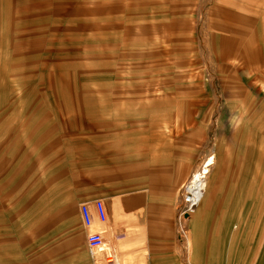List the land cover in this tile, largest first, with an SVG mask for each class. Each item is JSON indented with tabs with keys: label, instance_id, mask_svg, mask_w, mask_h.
Instances as JSON below:
<instances>
[{
	"label": "rangeland",
	"instance_id": "374dc122",
	"mask_svg": "<svg viewBox=\"0 0 264 264\" xmlns=\"http://www.w3.org/2000/svg\"><path fill=\"white\" fill-rule=\"evenodd\" d=\"M118 132L188 140L191 174L222 163L234 204L231 164L264 162V0H0V224L19 239L0 264H70L71 219L55 230L44 195L53 147L66 161Z\"/></svg>",
	"mask_w": 264,
	"mask_h": 264
},
{
	"label": "crops",
	"instance_id": "0c3cea01",
	"mask_svg": "<svg viewBox=\"0 0 264 264\" xmlns=\"http://www.w3.org/2000/svg\"><path fill=\"white\" fill-rule=\"evenodd\" d=\"M115 136L92 148L76 147L66 161L61 147H53L52 191L44 195L53 201L55 230L62 233L71 219L74 235L65 241L70 264L81 257L85 264H108L112 257L116 264H264V162L230 163L234 182L226 198L234 204L222 199V163H211L201 204L180 219L181 186L193 170L188 140L150 145L147 151L127 144L121 132ZM97 199L108 219L100 222L93 209L94 223L87 227L80 205ZM67 201L73 204L70 216L63 212ZM223 202L234 205L230 218H223ZM13 223L0 224L1 242L19 240L18 221ZM92 231L104 237L95 253L88 244ZM119 232L127 238L117 241Z\"/></svg>",
	"mask_w": 264,
	"mask_h": 264
},
{
	"label": "built area",
	"instance_id": "2783aa9c",
	"mask_svg": "<svg viewBox=\"0 0 264 264\" xmlns=\"http://www.w3.org/2000/svg\"><path fill=\"white\" fill-rule=\"evenodd\" d=\"M211 164L208 160L204 161L195 172L182 184L181 193L183 205L179 212V217L184 218L186 215L195 212L201 204L206 192ZM93 209L96 212L98 220L105 223L108 219L107 210L103 200L97 199L92 202H83L80 205V212L85 226L91 227L94 223ZM117 241L127 238L125 232H119L114 235ZM88 244L91 252H94L104 244V237L101 231H92L88 234ZM108 264H116L115 259L109 258Z\"/></svg>",
	"mask_w": 264,
	"mask_h": 264
}]
</instances>
